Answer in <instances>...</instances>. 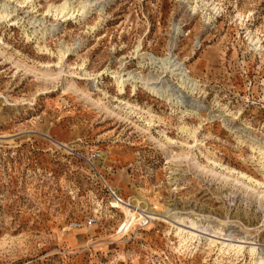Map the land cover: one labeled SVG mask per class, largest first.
I'll return each mask as SVG.
<instances>
[{"label": "rangeland", "instance_id": "rangeland-1", "mask_svg": "<svg viewBox=\"0 0 264 264\" xmlns=\"http://www.w3.org/2000/svg\"><path fill=\"white\" fill-rule=\"evenodd\" d=\"M84 1L0 0L17 8L0 20V264H264V189L239 177L264 182V0H88L65 22L52 9ZM169 56L195 88L156 63ZM121 68L184 106L140 83L118 96ZM133 209L159 220L121 232Z\"/></svg>", "mask_w": 264, "mask_h": 264}, {"label": "bare ground", "instance_id": "bare-ground-1", "mask_svg": "<svg viewBox=\"0 0 264 264\" xmlns=\"http://www.w3.org/2000/svg\"><path fill=\"white\" fill-rule=\"evenodd\" d=\"M87 1H84L82 3H79L77 10H75L74 8H71L67 12V9H68L69 6H68V3L65 2L61 6H57V7H53V8H52V6H50L49 7V11H51V8L54 9L55 10L54 13L56 14L55 16H59L60 15L62 19L65 18L64 19V22L67 21V20H71V18L73 17L74 13H76V12L77 13H80L81 12L82 19H86L88 17V15L91 14V12L94 10L92 3L89 2V1L87 2ZM96 6H98V5H96ZM7 7H8V5H7L6 2L0 5V20H2V19H5L6 20L7 17L11 16V13H15L17 11V8L15 7L14 10L10 12L9 10H7ZM97 8H99L97 10V12L103 13V11L105 9V6L102 5V6H98ZM11 21L14 22L15 20L12 19ZM17 22H18V20H17ZM40 22H42V20H33L31 23L32 24H34V23L40 24ZM12 25H15V23H13ZM33 28L35 29L36 26L33 27ZM57 30H58V27L53 28L51 30V32H47L46 30H43V32L39 33V35H41V37L44 38L45 35H47V34L48 35L53 34ZM39 31H41V29ZM39 31H37V29H36V30H34L33 33H37ZM139 47L140 46L136 47V51L137 52H139ZM69 51H71V48L70 47H64L63 49H61V51H59V59H60V61L55 64L57 67H60L61 66V63L63 62L64 56ZM140 56L143 57L144 54H141ZM144 58L145 59H150L152 63H154V61L156 60L153 57H147L146 58L144 56ZM151 62H149V63L151 64ZM156 63L161 64V68L164 71L168 72L171 75L177 76L176 77L177 78V81L180 83V86L182 88H185V87L188 88L189 87L190 89H193V88L196 87V85L194 84V80L189 76V74L187 73L184 65L181 62H179L176 58H174L173 56H169V57H167L164 60L156 61ZM46 67L48 68L49 66L46 65ZM107 70H109V69H107ZM123 71H124V68L121 71H119V72H117V71H112L111 72V74H112L111 77L113 78V80L115 82V85L117 86L118 96H122V95L125 94V88L128 85H130L131 87H133V89L135 91L137 89V87H138V84L140 83L141 87L147 89L152 95H155V96H158L160 98H163L164 100H166L168 102H171L172 104H174L176 106H180V107H183L184 106V104L182 103V98L179 97V96H176L175 95L176 94V91H173L170 86H166L163 82H160V83H150V80H147V82H143L142 81V83H141L139 81V79H141L140 77L137 78V75H133L130 72H123ZM86 74H87V72H86ZM98 75H100V74H98ZM142 80H144V79H142ZM114 100L116 102H118V104H119V106L118 105L116 106L117 108L122 109V110H126V112H128L129 114H134V115L136 114L137 116L139 115V112H137V111H139V109H137L136 107H133L132 105H130L128 103H123L118 98H114ZM138 118H142V116L140 115ZM149 119H150V117H149ZM144 121H146V120H144ZM146 123L148 125H150L151 121L150 122L147 121ZM193 134H195V133H193ZM166 140H167L168 143H172V141L169 140L168 138ZM254 148L255 147H251V149L253 151H254ZM262 155H264V152H262ZM214 165L217 166V167H219V168H222L220 165H217L215 163H214ZM239 177H240V180L246 179L249 182H251L252 184H254L255 186H261L264 189V182H259L257 180H253L252 178L247 177V176H245L243 174H240ZM235 181H237L238 183L243 184V182L242 181H239L238 178H236ZM133 210H132L133 212L131 213V215H129V216L127 215L128 217L126 219L125 224L123 225V227L121 229V232L122 231H125L126 228L127 229L129 228L130 229V227L134 226L136 223L141 222V221H144V220H147V219L159 220V217H158L157 214L146 213V212H143V211L138 210V209H133ZM189 226L193 227L194 226V223H191ZM177 234L179 236H183L184 235L185 237H187L188 239L190 238L191 240H194L195 238L199 237L196 234V231H191V230L186 231L185 229H180V228H178ZM212 238H214V237H212ZM212 238H208V240L210 241V244H212V245L217 244V241L213 240ZM242 244H244V243H242ZM242 244L240 246H234V245H230L228 243L226 244L224 242H221L220 243L221 249H224L225 248V250L227 252H229L230 250H232L236 254L238 252H241L245 248L244 246H242ZM255 252H256V248L255 247H251L250 248V253L253 255ZM256 264H263V261L260 259V261H258Z\"/></svg>", "mask_w": 264, "mask_h": 264}, {"label": "built area", "instance_id": "built-area-1", "mask_svg": "<svg viewBox=\"0 0 264 264\" xmlns=\"http://www.w3.org/2000/svg\"><path fill=\"white\" fill-rule=\"evenodd\" d=\"M98 157V155L97 154H95L94 156H93V158H97ZM96 219L95 218H91V219H89L88 221H87V224H88V226H92V225H94L95 223H96Z\"/></svg>", "mask_w": 264, "mask_h": 264}]
</instances>
